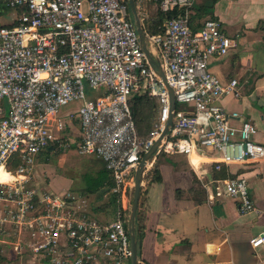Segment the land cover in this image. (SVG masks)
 Wrapping results in <instances>:
<instances>
[{"label":"built area","instance_id":"1","mask_svg":"<svg viewBox=\"0 0 264 264\" xmlns=\"http://www.w3.org/2000/svg\"><path fill=\"white\" fill-rule=\"evenodd\" d=\"M149 1L135 0L136 7L175 95L173 123L157 154H184L217 170L264 160L256 125L221 102L240 95L238 80L223 82L210 69L236 38L217 18L194 29L197 0H161L162 12H183L152 33L145 27ZM140 94L160 102L146 138L131 108ZM74 103L77 109H66ZM170 114L169 88L142 47L129 0H0V256L15 264H132L135 173ZM71 149L104 163L113 220L98 218L81 192L40 185L39 158ZM205 179L206 187L217 184L212 200L228 195L241 213L258 212L245 177ZM251 244H264V233ZM138 264L149 263L139 258Z\"/></svg>","mask_w":264,"mask_h":264},{"label":"crops","instance_id":"2","mask_svg":"<svg viewBox=\"0 0 264 264\" xmlns=\"http://www.w3.org/2000/svg\"><path fill=\"white\" fill-rule=\"evenodd\" d=\"M211 15L237 40L227 55L210 61L211 71L223 82H239L240 95L228 94L221 102L241 119H250L258 130L255 139L264 144V0H218L202 22ZM241 119L235 123L240 124ZM169 156L171 169L187 180L152 197L151 189L165 179L163 159L157 155L152 159L162 180L151 182L149 174L142 182L139 209L146 219L145 229L138 235L139 258L149 264H264V244L257 248L251 244L252 238L264 233V160L225 167L229 176L247 179L258 207V212L241 213L237 200L228 195L215 194L211 199L217 184L206 187L202 178L214 177L217 169L213 164H193L184 154Z\"/></svg>","mask_w":264,"mask_h":264},{"label":"rangeland","instance_id":"3","mask_svg":"<svg viewBox=\"0 0 264 264\" xmlns=\"http://www.w3.org/2000/svg\"><path fill=\"white\" fill-rule=\"evenodd\" d=\"M148 14L150 17L157 14V5L155 1L148 2ZM130 12L131 8H130ZM3 106L8 107L7 100H4ZM78 104L74 103L69 105L66 109H77ZM151 110H149V113ZM153 119H150L152 124ZM152 127V126H151ZM143 134L147 133L149 129L148 124H144ZM49 161H43L44 156L39 158L40 166L37 171V178L42 187L48 188L54 192H62L67 189H72L89 196L94 206H99L95 210V215L98 218L113 220L114 219V206L110 204L109 199L111 195L105 194L106 185H102V181L107 182L109 172L105 169V165L99 158L95 156H84L76 152L75 149L58 152H47ZM162 162V171L164 173V183L158 185L156 189H151L152 197L154 194H159L160 191H171L172 187L178 185V181L187 180V177L177 175L169 164H172V158L169 155H159ZM166 161V162H165ZM168 162V163H167ZM145 171L143 181L148 178L149 170L152 168V160ZM104 182V181H103ZM144 184V183H143ZM134 196V193H133ZM132 196V199H133ZM108 198V200H107ZM141 201V199H140ZM106 202V203H104ZM155 202V200H153ZM154 207H157L156 202ZM96 209V208H95ZM106 212V213H105ZM0 264H15L8 259H2Z\"/></svg>","mask_w":264,"mask_h":264},{"label":"trees","instance_id":"4","mask_svg":"<svg viewBox=\"0 0 264 264\" xmlns=\"http://www.w3.org/2000/svg\"><path fill=\"white\" fill-rule=\"evenodd\" d=\"M156 2V4L158 5V3L161 0H153ZM218 0H207L203 3H199V4H195V9H196V15L194 16V25L193 28L196 29L198 27H200L202 25V18H204L207 15H210L214 9V5ZM183 12V8H174L173 10H171L170 12H162L158 7H157V14L155 17H151L149 19H147L145 21V27L147 25L148 29L152 32V33H158L163 31L164 28V24L165 21L168 18L174 17L179 15L180 13ZM212 18H214L212 15L210 16ZM160 107V102L157 98L155 97H150L146 94H140V95H136L131 99V108H132V112L137 124V128L139 130V133L142 137L146 138L149 136V134L152 132V130L155 128V125L158 122V110ZM149 110H151V112L149 113ZM153 119L152 124H150V119ZM144 124H148L149 129L147 130L146 134H143L144 131ZM152 126V127H151ZM161 154H157V156H159ZM46 158H44L43 161H49V157H47V154L45 156ZM226 166L223 165L222 168L220 170H215V174L214 177L215 178H228V177H236V176H229V174L227 173V170L225 168ZM106 169V167H105ZM149 174L151 175V182H159L162 180V175L160 170L157 168V166H153L150 170H149ZM104 181V182H103ZM102 181V185H106L108 186L109 184L112 185V179L111 177L109 178L108 176V180L107 182L105 180ZM110 204L115 205V197L111 196L109 199ZM140 207V205H139ZM145 214H144V210L142 209H138V214H137V237L138 235H142L144 229H145ZM2 259H6L4 257L0 256V261Z\"/></svg>","mask_w":264,"mask_h":264},{"label":"water","instance_id":"5","mask_svg":"<svg viewBox=\"0 0 264 264\" xmlns=\"http://www.w3.org/2000/svg\"><path fill=\"white\" fill-rule=\"evenodd\" d=\"M129 5H130L131 11H132V15H133L135 24L137 26L138 33L140 35L142 47H143L148 59L151 62L155 63L158 74L162 77L165 84H167V86L169 88V92H170V98H171V114H170V117L167 121V124H166L160 138L154 142V144L151 146V148L142 157V159L138 165V168L136 170V173H135V187H134V196H133L132 208H131V213H130V217H129V231L131 234L132 264H138L139 246H138V237H137V214H138V209H139L140 199H141V194H142L143 177H144L145 171L147 170V167L150 164L151 160L157 155L159 146H160L163 138L167 135L171 124L173 123V118H174V112L173 111L175 109V95H174V90L171 88V86L167 82L164 71L156 63V61L154 60V58L151 55V52L148 48L145 30H144L141 18L139 16V13L137 10L135 0H129Z\"/></svg>","mask_w":264,"mask_h":264},{"label":"flooded vegetation","instance_id":"6","mask_svg":"<svg viewBox=\"0 0 264 264\" xmlns=\"http://www.w3.org/2000/svg\"><path fill=\"white\" fill-rule=\"evenodd\" d=\"M112 185L111 184H109L108 186H106V188H110Z\"/></svg>","mask_w":264,"mask_h":264}]
</instances>
